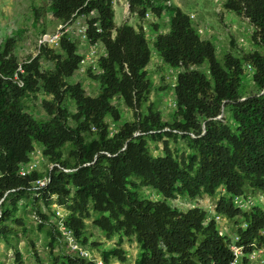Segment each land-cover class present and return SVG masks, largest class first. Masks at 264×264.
Masks as SVG:
<instances>
[{
  "label": "trees",
  "instance_id": "trees-1",
  "mask_svg": "<svg viewBox=\"0 0 264 264\" xmlns=\"http://www.w3.org/2000/svg\"><path fill=\"white\" fill-rule=\"evenodd\" d=\"M166 1L129 0V11L139 19L136 27L117 25L109 0H47L44 7L32 5L36 23L44 10L62 26L79 16L85 18V40L104 49L97 60L98 73L87 71L88 78L99 85L94 96L79 83L67 81L83 57L64 30L57 42L59 52L47 44L39 45L38 53L23 62L13 54L15 36L3 43L0 237L17 232L15 227L25 234L23 222L14 218L17 201L23 193L33 191L37 178L49 175L50 184L34 198L33 205L40 224L49 226L50 251L61 246L52 264L93 263L69 251L54 222L39 210V200L47 206L64 207L67 226L85 246V220L90 210L99 215L94 224L108 237L118 233L134 237L140 247L135 264H232L231 238L219 234L208 211L197 206L186 210L172 207L168 200L176 196L194 199L207 195L215 199V214L245 223V228L239 226L235 231L244 254L253 249L251 244L264 246V209L255 204L240 209L235 202L246 196L248 188L264 192V0L223 2L226 11L250 25L254 50L240 57L226 53L221 59L214 43L201 37L190 15L177 6H167ZM166 10L171 16L162 32L156 19ZM147 11L151 19L144 20ZM143 23L155 33L152 40ZM151 48L163 63L179 70L172 86L175 111L171 123L163 122L150 102L146 67ZM41 59L53 68L41 70ZM19 65L22 71L17 74L23 86L14 79ZM246 67L252 70L257 93H240ZM40 91L51 97V101H43L48 120H38L27 112L29 96ZM115 97L132 111L133 119L111 134L109 120L121 118L112 103ZM66 100L73 103L74 112L64 105ZM224 112L225 118H220ZM178 139L185 141L189 155L177 154L170 147V141ZM149 141L162 142L163 155H152ZM36 147L56 166L20 176V166ZM142 187L155 190L161 199L142 197ZM64 248L68 253L62 252ZM31 250L36 264H42L33 243ZM100 255L105 264L112 258L125 261L117 248ZM246 262L243 257L240 264ZM15 263L25 264L19 252Z\"/></svg>",
  "mask_w": 264,
  "mask_h": 264
},
{
  "label": "rangeland",
  "instance_id": "rangeland-1",
  "mask_svg": "<svg viewBox=\"0 0 264 264\" xmlns=\"http://www.w3.org/2000/svg\"><path fill=\"white\" fill-rule=\"evenodd\" d=\"M47 0H0V49L3 43L9 37L16 38V46L14 47L13 54L17 57L19 62H23L30 57L35 56L39 49V39L42 34L51 35L60 30V26L49 13L45 10L41 14V18L36 23L32 12V5L44 7ZM225 0H178L181 2L182 10L187 14H196L191 18L194 26L200 31L203 39L211 40L216 46L217 57L221 59L226 53H231L240 57L254 50V46L250 42L251 27L246 20L237 16L236 14L226 11L223 7ZM177 0H171V7L175 6ZM166 7V6H165ZM123 5L117 3L114 6L115 22L119 25L127 23L136 27L139 23L137 15L129 13L125 18L123 14ZM208 11L206 17L203 19L199 16ZM171 12L164 11L161 18L156 19L159 24L160 31L165 32L168 28V20ZM205 20V21H203ZM85 26V18L79 16L75 18L69 25L62 27L65 34L70 40L77 43V51L83 57L79 69L67 81L69 83H79L85 92L89 95H96L99 85L95 80L88 78V69L94 75L98 73L97 60L98 57L103 55L104 49L100 44H96L95 48L89 45L85 39L81 37L80 29ZM21 31L20 35L16 34ZM43 31V32H42ZM155 33L152 31L147 32V38L152 40ZM48 48L58 51L57 43L47 44ZM41 70L53 68L52 63L41 59ZM148 79L151 83L150 102L154 105L156 110L161 113L162 121L171 123L173 113L175 111V98L172 86L175 82V77L178 69L171 68L162 62L157 51L151 48L150 62L146 67ZM247 75L244 78L240 93L249 95L257 93L258 89L251 81L252 70L246 67ZM261 94V92H260ZM43 101H51V97L40 91L36 94H31L26 101L27 112L38 120H48L49 117L43 109ZM112 103L120 112V120L117 122H110V131L113 134L119 126L127 121L133 119V113L129 110L118 97L112 99ZM64 105L70 112H74L75 108L70 100H66ZM224 112L220 118H225ZM170 147L177 152V154L184 153L189 155V150L186 147L185 141L178 139L177 141L171 140ZM149 151L154 156L163 155L162 142H148ZM50 163L45 160L40 163L38 169L45 171ZM142 197L149 200H159L161 196L149 187H142L139 190ZM246 196H248L255 205L261 206L264 209V192L252 191L246 189ZM38 197L33 191H27L20 196L17 201V211L14 213V218L20 219L26 229L25 234L18 227H15L17 232L8 234V236L0 237V264H16V252L21 254L22 260L25 264H36L32 255L31 243L34 244L41 258L42 264H52L54 256L61 252V246L56 247L54 252L49 249V226L47 224H40L39 215L33 205L34 198ZM215 199L203 195L194 199L183 198L176 196L169 199L168 203L179 210H186L193 206L200 207L210 213ZM8 204V201L5 202ZM39 210L45 213L54 222V216L58 208L61 213L65 214L67 211L64 207L52 203L47 206L42 200L38 201ZM58 206V208L56 207ZM99 215L90 210V216L85 220L88 244L86 245L95 256L100 257L101 253L113 248L123 251L125 261L121 262L116 258L110 260V264H135L140 254V247L134 237H125L122 234H114L108 237L98 226L94 224V220ZM239 219H233L226 223V234L228 237H233L237 227L241 224ZM8 225L14 226L11 221L7 222ZM243 224V223H242ZM93 244H96L93 246ZM64 253H68L66 248L63 249Z\"/></svg>",
  "mask_w": 264,
  "mask_h": 264
},
{
  "label": "built area",
  "instance_id": "built-area-1",
  "mask_svg": "<svg viewBox=\"0 0 264 264\" xmlns=\"http://www.w3.org/2000/svg\"><path fill=\"white\" fill-rule=\"evenodd\" d=\"M112 7L114 8L115 4L121 3L124 7L123 9V14L125 18L128 16L130 13L129 11V0H109ZM145 2H153L154 0H142ZM167 6H171V0L166 1ZM145 19H151V14L150 11H147L145 14ZM191 18H193V15H190ZM143 30H148V27L145 23H143ZM65 26H60V30L57 31L54 34L51 35H42L39 39V45H44V44H50V43H57L59 40L60 35L62 34L61 28ZM201 31V30H200ZM199 31V32H200ZM81 32V37L83 39H86L85 33H86V25L80 29ZM96 44L92 45V48H95ZM22 71L21 70V65H19L15 75L14 79L17 81V84L19 86H23V81L19 79L17 72ZM45 161V158L43 157L41 153V149L35 148L29 155V160L27 163L22 164L19 169V175L20 176H26L30 174L33 170L38 169L39 165L41 162ZM54 166V164L49 165V169L51 170ZM69 171V170H65ZM1 177V173H0ZM50 184V176L49 175H44L43 177L37 178L34 183H33V191L36 192V196H40L41 193L48 187ZM6 195V194H5ZM2 201V200H1ZM0 201V203H1ZM237 207L240 209H249L251 206L254 205L253 201L247 196H242L238 197L235 199ZM58 208V206H56ZM214 207L215 205H212V208L210 209V213L208 215L209 218H213L215 220V223L217 224V229L220 235H226V223L228 222L227 219L222 216L215 214L214 212ZM1 215V214H0ZM54 224L57 227L58 231L60 232L63 240L65 241L69 251L78 257L84 258L93 264H105L103 259L100 257H97L94 255L90 249L81 244L77 237L74 234V231L69 228L65 222V214L61 213V210L58 208V210L55 213L54 216ZM242 228L246 227V224L243 223L240 225ZM231 238V244H230V249L233 253L234 259L232 264H240L242 263L243 257L247 259V262L245 264H264V246L263 247H257L254 244H251L253 246V249H251L248 253L244 254V250L242 246L238 245V240L239 237L237 235H234Z\"/></svg>",
  "mask_w": 264,
  "mask_h": 264
},
{
  "label": "crops",
  "instance_id": "crops-1",
  "mask_svg": "<svg viewBox=\"0 0 264 264\" xmlns=\"http://www.w3.org/2000/svg\"><path fill=\"white\" fill-rule=\"evenodd\" d=\"M174 1V0H173ZM176 1V0H175ZM181 2H178V0H177V2H176V4H175V6H177V7H179L181 10H182V8H181ZM113 10H114V8H113ZM183 11V10H182ZM184 12V11H183ZM208 11H206V10H204V12H202V14L201 15H199L202 19L204 18V17H206V14H208L207 13ZM114 14H115V12H114ZM189 15H195V17H196V14H193V13H191V14H189ZM203 21H205V20H203ZM117 25H119L118 23H116Z\"/></svg>",
  "mask_w": 264,
  "mask_h": 264
}]
</instances>
